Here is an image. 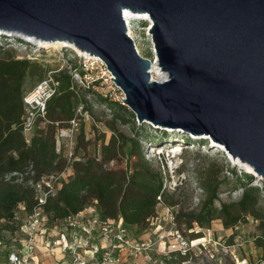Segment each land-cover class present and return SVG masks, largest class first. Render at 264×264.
<instances>
[{"label": "water", "instance_id": "obj_1", "mask_svg": "<svg viewBox=\"0 0 264 264\" xmlns=\"http://www.w3.org/2000/svg\"><path fill=\"white\" fill-rule=\"evenodd\" d=\"M148 13L166 78L128 34ZM98 56L138 122L208 135L264 179V0H0V33Z\"/></svg>", "mask_w": 264, "mask_h": 264}, {"label": "trees", "instance_id": "obj_2", "mask_svg": "<svg viewBox=\"0 0 264 264\" xmlns=\"http://www.w3.org/2000/svg\"><path fill=\"white\" fill-rule=\"evenodd\" d=\"M20 42L24 40L20 39ZM71 63L72 67L79 68L76 60ZM33 67L34 63L26 58L0 57V220H10L19 203L27 212L35 207L33 187L26 182L5 178L8 173L22 171L30 164L36 171V177L65 170L56 195L49 197L44 205L51 222L76 214L95 202L103 219L120 217L127 229L136 227L142 230L156 215L158 197L168 206L176 204L174 195L178 187L175 186L172 192L167 188L164 171L153 168L145 158L139 135L128 137L116 129L120 120L117 115L107 122L112 135L107 144L102 142L99 154H87L89 141H86L81 127L74 148L75 158L80 156V159L68 162L63 158L61 151L64 145L59 144L58 134L65 133L67 121L74 116L76 106L82 103L77 90L70 88L72 77L67 68L56 75L60 81L59 92L47 102L44 117L38 118L30 142L26 143L22 129V98L26 78L34 72ZM44 72L40 70L39 79ZM60 122L65 125L60 126ZM132 122L135 125L134 114ZM199 143L207 144L204 141ZM120 156L125 158L124 167H109V163L117 161ZM231 174L236 176V182L243 188L238 201L220 203L217 207L221 183L204 181L199 205L189 211L182 208L176 210L177 229L182 226L187 231L194 226L210 228L211 222L217 218L222 220L225 228H233L242 221L246 222L247 216H250L258 220L260 234L256 243L264 250V206L261 204L264 183L261 188L248 186L243 182L245 177L250 179L248 174L241 173V177L236 172ZM4 226L14 229L9 222ZM190 236L194 239L202 235L192 231ZM191 258L190 253L173 252L165 261L166 264H181Z\"/></svg>", "mask_w": 264, "mask_h": 264}, {"label": "rangeland", "instance_id": "obj_3", "mask_svg": "<svg viewBox=\"0 0 264 264\" xmlns=\"http://www.w3.org/2000/svg\"><path fill=\"white\" fill-rule=\"evenodd\" d=\"M134 42L138 46V53L153 61L156 56L153 52L151 35L147 34V22L144 20H131ZM16 35L2 32L0 34V57L14 56L19 59H29L34 63V72L30 73L24 85L25 93L32 89L43 77L49 73L57 75L60 70L66 69L72 60H78L77 51L65 46L39 47L36 42L15 40ZM63 50H61V48ZM78 62V61H77ZM45 70L42 78H38L40 70ZM68 69V68H67ZM89 76L96 77L100 74L93 70ZM88 76V77H89ZM158 81L161 79L154 74ZM91 78V77H90ZM89 81V79H88ZM87 85V83H85ZM91 85L75 84L74 90L80 94L82 103L85 106L87 115L83 118L81 126L85 133L87 154L97 152L99 154L102 142L108 143L112 130L107 122L113 119V115L119 117L116 129L126 135L133 137L139 135L144 145V156L153 168L164 171L166 186L172 192L177 186L174 200L176 204L173 211L184 209L189 211L196 208L202 197V183L207 180L220 182V203H233L238 201L242 187L236 182V172L239 177L246 173L250 179L244 178L246 185H256L261 188L264 179L247 167L246 163L234 159L225 150L224 146L215 142L208 135H194L181 128H169L156 125L150 121L138 122L135 114L124 104L108 100L101 94L105 90L103 79L92 82ZM93 94V96L91 95ZM107 102V107L102 104ZM105 104V103H104ZM132 114L135 117V125L132 124ZM61 123V122H60ZM65 125L63 122L60 126ZM33 131L30 133L32 136ZM77 135L65 137L62 140L63 147L68 150L71 143L77 142ZM201 141L207 144L199 143ZM214 143V144H213ZM82 154V152H81ZM80 157V156H79ZM125 158L120 156L117 161L109 163V167H124ZM250 167V166H249ZM247 176V177H249ZM261 204L264 206V191L262 192ZM166 205V204H165ZM177 229L176 223H171L160 206H156V215L151 219L146 229L132 227L128 229L129 234L135 239L150 240L153 242H172L173 238L165 236L169 229ZM188 241V249L191 259L181 264H233L235 257L247 259L250 263L264 262V250L257 245L256 237L260 234L258 220L247 216L246 222H240L233 228H225L220 218L211 222L210 228H199L194 226L187 231L183 226L178 230ZM200 232L201 237L192 239L191 232ZM2 246L0 248V264H5L6 250L11 245H17L23 237L21 231L8 230L5 226L0 227ZM202 238L200 242H195ZM231 242V244H229ZM202 243V244H201ZM166 259V258H165ZM264 264V263H263Z\"/></svg>", "mask_w": 264, "mask_h": 264}, {"label": "built area", "instance_id": "obj_4", "mask_svg": "<svg viewBox=\"0 0 264 264\" xmlns=\"http://www.w3.org/2000/svg\"><path fill=\"white\" fill-rule=\"evenodd\" d=\"M24 40L31 41L25 38ZM77 56L79 68L72 67V63L67 67L72 77L70 88L74 89L75 84L78 85L79 82L88 88L93 86L92 82L103 79L105 85V90L101 93L103 97L124 105L122 99L125 95L112 80L113 76L106 64L98 56L88 52L77 51ZM93 70L100 74L96 79L89 76ZM59 86V79L51 72L24 93L22 129L26 143L30 142V133L35 129L38 118L44 117L47 102L58 94ZM104 103L102 106L108 108L107 102ZM86 115L84 104L79 103L74 116L67 121L65 133L58 134L59 144H63V138L79 134L81 122ZM75 144L71 143L68 150L61 151L63 158L68 162L75 158ZM59 150L58 146L57 151ZM75 159L79 160L80 157L77 156ZM64 172L65 170L54 171L36 177V171L30 164L22 171H13L5 175L6 180L26 182L33 187L36 199V205L30 212L25 211L24 205L19 203L10 220H0V227L9 222L15 230L23 233L19 243L9 246L6 250L5 264H166L165 258L173 252L189 253L188 241L178 229H169L165 232L166 237L173 238L169 243L165 240L156 243L135 239L124 226L122 218L103 219L95 202L76 214L51 222L44 205L49 197L56 195L65 177ZM158 200L157 205L170 217L171 223H175L176 211H173V207L165 205L160 197ZM1 239L0 237V248L3 244ZM263 263V261L250 263L247 259L237 257L233 261V264Z\"/></svg>", "mask_w": 264, "mask_h": 264}, {"label": "bare ground", "instance_id": "obj_5", "mask_svg": "<svg viewBox=\"0 0 264 264\" xmlns=\"http://www.w3.org/2000/svg\"><path fill=\"white\" fill-rule=\"evenodd\" d=\"M124 14V18L126 20V23H127V27H128V34L134 39V36H133V31H132V28H131V20H144L147 22V26H146V29H147V34L150 35V33H148L149 31V27L150 25L152 24V19L150 18V15L148 13H132L128 10H124L123 12ZM2 34V33H0ZM22 39L23 40V37H21L20 35L16 34V37H15V40H20ZM20 42V41H19ZM37 44L39 47H45V48H50V47H59V46H65V47H70L78 52H81L79 49H77L73 44H70L66 41H55V42H47V41H37ZM136 49L138 50V46L136 44ZM139 51V50H138ZM153 52L155 53V50H154V46H153ZM156 56V55H155ZM150 73H151V77L153 80H157V78H155L154 74H156L157 77H159L161 80L166 78V73L161 70L160 66L158 65L157 61L153 60V63L151 65V68H150ZM214 144V143H213ZM250 170H251V167L247 166ZM201 240H203L202 238H200L199 240H196V242H200Z\"/></svg>", "mask_w": 264, "mask_h": 264}]
</instances>
